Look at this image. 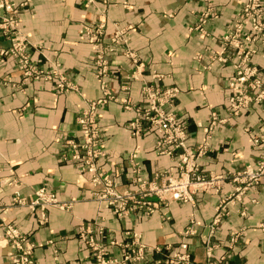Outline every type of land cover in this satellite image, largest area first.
I'll return each mask as SVG.
<instances>
[{"label": "crops", "instance_id": "obj_1", "mask_svg": "<svg viewBox=\"0 0 264 264\" xmlns=\"http://www.w3.org/2000/svg\"><path fill=\"white\" fill-rule=\"evenodd\" d=\"M240 2L27 0L21 6L18 27L29 38L34 62L44 69L59 65L77 89L58 91L51 81L24 79L11 55L0 60V264H9L12 250L5 238L8 223L34 244L36 264H95L76 229L96 217H102L105 227L118 239L125 237L127 229H135L142 233L143 241L161 245L176 244L192 217L196 232L187 237L191 257L205 263L203 237L220 203H224L225 213L211 236L217 244L214 258L227 252L229 264H264V174L246 189L232 179L245 165L254 166L260 156V149L251 145L250 131L264 130V105L243 109L213 131L206 151L199 156L201 171L207 177H217L210 187L195 191L193 203L171 199L151 214L132 211L116 216L110 206L94 198L96 187L88 180L89 174L80 173L77 162L60 157L67 149L66 139L79 137L77 113L88 99L99 95L93 60L96 48L81 36L83 23H101L103 43H108L115 30L127 32L125 46L130 55L122 49L109 55L108 85L118 100L143 103L140 88L146 81L179 88L174 109L186 118V142L195 147L204 140L200 124L207 121L209 112L215 108L226 114V77L232 71L231 61L223 63L211 55L220 47L217 37L225 32ZM208 5L216 10L206 23L209 34L188 29ZM3 13L0 6V15ZM9 43L0 31V47ZM255 46L252 61L262 66L261 47L258 43ZM98 114L106 134L102 162L112 171L119 190L133 186L124 159L127 151L137 148L143 176L148 179L174 162L173 156L156 152L153 130L140 136L130 134L127 123L134 111L120 101L101 105ZM156 181L162 182L160 178ZM41 185L55 191L58 199L45 207L44 222H40L39 205L30 208L13 201L15 189L29 199ZM62 201H72L71 206L60 207ZM233 232L239 236L231 242ZM160 255L162 251L150 256Z\"/></svg>", "mask_w": 264, "mask_h": 264}, {"label": "built area", "instance_id": "obj_2", "mask_svg": "<svg viewBox=\"0 0 264 264\" xmlns=\"http://www.w3.org/2000/svg\"><path fill=\"white\" fill-rule=\"evenodd\" d=\"M26 1L16 4L13 0H0V6L5 11L0 15V29L10 41L8 46L0 47V60H3L5 55H11L24 79L33 76L52 80L59 90L74 88L76 83H72L65 73L56 68V65L44 69L32 61L29 52L30 41L19 29L17 23L18 12ZM215 12L211 6H208L197 17L194 28L202 33H208L205 23ZM82 35L91 40L96 48L94 63L101 94L96 98H91L80 110L77 116L80 138L66 140L68 142L67 152H62L61 158L77 162L80 171L89 172V180L92 185L96 186L93 191L95 198L109 205L113 212L120 216L132 211L153 213L160 200L167 197L192 201L196 189L210 187L217 177H205L196 161L198 155L206 150L207 139L195 148L186 145V120L171 108L178 92L175 86L144 83L141 93L146 99L145 104H134L124 100V107L135 111L134 118L129 122L132 135H139L145 131L143 125V120H145L157 133L156 148L159 153L172 155L176 149L182 148L175 165L165 168L161 173L155 172L156 179L159 175H165V181L158 184L155 178L148 179L143 176L139 161L135 158L136 151H131L126 155L131 170L129 180L133 184L132 187L119 190L118 182L112 178V172L103 169L100 158L103 154L102 144L106 136L97 117V107L108 99L115 98L107 85L108 64L105 53L126 44L127 35L124 29L115 30L110 36V41L104 46H101L102 26L84 25ZM220 41L221 49L212 53L211 58L226 61L233 56V72L227 78L230 90L228 114L220 116L216 109L210 112L208 124L204 126L207 138L219 122L238 114L244 108L264 103V64L259 66L251 60L252 54L257 52L255 46L257 43L261 47L260 53L264 59V0H241L240 6ZM252 145L261 147L256 164L254 166L245 165L232 177L233 180L243 183L242 189L258 182L264 174V130L252 135ZM13 201L27 204L30 208L39 205L42 209L40 222L46 220L44 210L46 205L58 203L56 194L45 186L36 188L34 196L29 200L21 195L19 189H15ZM71 203L72 201H62L59 206L68 207ZM224 213L225 205L220 203L208 223V233L203 237L208 258L212 256L217 246L211 241V235L215 232ZM195 231L193 226L186 227L183 231V238L176 246L170 244L162 246L146 243L142 239V233L135 229L126 231L125 238L117 239L105 227L102 218L96 217L90 224L80 225L76 233L92 250V256L96 260L95 264H152V261L153 264H199L191 260L188 241L185 239ZM5 233L13 248L8 255L9 264H36L32 257L34 244L28 240L27 235L11 224L6 225ZM238 236L237 232H233L231 242L236 241ZM161 251L163 257L155 260L151 258L152 253ZM225 257V254L219 255L218 262L210 261L208 264H227Z\"/></svg>", "mask_w": 264, "mask_h": 264}, {"label": "rangeland", "instance_id": "obj_3", "mask_svg": "<svg viewBox=\"0 0 264 264\" xmlns=\"http://www.w3.org/2000/svg\"><path fill=\"white\" fill-rule=\"evenodd\" d=\"M24 1V0H23ZM22 1V2H23ZM88 1H90V0H88ZM21 2V1H20ZM20 2H15L16 4H19ZM26 3H27V1H26ZM25 3V4H26ZM241 3V2H240ZM25 4H23V5H25ZM208 6H211V5H208ZM207 6V7H208ZM240 6V5H239ZM206 7V8H207ZM212 7V6H211ZM3 8V7H2ZM205 8V9H206ZM213 8V7H212ZM4 9V8H3ZM205 9H203L202 11H204ZM214 9V8H213ZM238 9V8H237ZM215 10V9H214ZM202 11H200L199 12V14L202 12ZM216 11V10H215ZM237 11V10H236ZM236 11H235V13H236ZM5 12V11H4ZM216 13V12H215ZM215 13H213L212 15H210L209 16V18H208V20L210 19V18H212L214 15H215ZM199 14L197 15V17L199 16ZM2 15V14H1ZM235 15V14H234ZM234 17V16H233ZM232 17V18H233ZM208 20H207V22H208ZM197 21V18L195 19V21L193 22V23H191V25L188 27V29H193L194 28V24H195V22ZM206 22V23H207ZM17 23H18V15H17ZM206 23H205V27H206ZM230 24V23H229ZM84 25H92L93 27H97V26H99V27H101L102 26V24L101 23H83L82 24V29H83V26ZM228 27H229V25H228ZM228 27L226 28V30H225V32L227 31V29H228ZM122 29V28H121ZM194 29H197V28H194ZM198 31H199V29H197ZM0 31H1V29H0ZM126 31V30H125ZM2 32V31H1ZM102 32H103V30H102ZM200 32V31H199ZM224 32V33H225ZM200 33H202V32H200ZM224 33H222V35L224 34ZM3 34V33H2ZM26 34V33H25ZM203 34H206V35H208L209 33H203ZM4 35V34H3ZM126 35H127V32H126ZM222 35L219 37H217V40L220 42V47L217 49V50H215L214 52H217V51H219L220 49H221V47H222V43H221V41H220V39H221V37H222ZM27 36V35H26ZM81 36H83V37H85L84 35H82V31H81ZM211 36H213L212 34H211ZM5 37H6V35H5ZM28 38V37H27ZM86 39H88L87 37H85ZM28 40H29V38H28ZM89 40V39H88ZM90 42H91V40H89ZM109 41H110V38H109ZM108 41V42H109ZM106 43H103V38H102V43H101V46L103 45H105ZM126 44H122L121 45V47H119V48H117L116 50H114V51H108V52H106L105 54H106V58H107V64H108V74H107V85H108V78H109V76L111 75V71H110V65H109V55L111 54V53H116L119 49H122L123 50V52H125V53H127V54H129L130 55V52H127L126 50V46H125ZM256 45V44H255ZM96 51V50H95ZM213 52V53H214ZM254 54V53H253ZM252 54V55H253ZM261 54V53H260ZM31 55V54H30ZM6 56V55H5ZM262 56V55H261ZM233 56H230L226 61H222V60H219L218 58H213V59H217L218 61H220V62H223V63H225V62H227V61H231V65H232V71L227 75V77H226V87L229 89V87H228V85H227V78H228V76L233 72V63H232V61H233V58H232ZM4 59V58H3ZM31 59H32V57H31ZM262 59H263V57H262ZM93 60H94V58H93ZM251 60H252V56H251ZM14 61H15V59H14ZM32 61L34 62V60L32 59ZM254 62V61H253ZM35 63V62H34ZM36 64V63H35ZM257 64V63H256ZM263 64H264V59H263ZM37 65V64H36ZM258 65V64H257ZM15 66H16V63H15ZM16 68L19 70V68L16 66ZM56 68H58V69H60L63 73H65L66 74V72L59 66V65H56ZM49 69V68H48ZM20 71V70H19ZM20 73H21V71H20ZM94 73H95V76H96V65H95V63H94ZM22 75V74H21ZM23 76V75H22ZM66 76H67V74H66ZM31 77H33V76H31ZM97 77V76H96ZM28 78H30V77H28ZM35 78V77H34ZM67 78H68V76H67ZM42 79V78H41ZM69 79V78H68ZM97 79H98V77H97ZM43 80H45V79H43ZM46 81H51L53 84H54V86L56 87V84H55V82L54 81H52V80H46ZM73 83H75V82H73ZM144 83H158V84H160V85H163V86H170V85H164V84H161V83H159L158 81H150V82H144ZM143 83V84H144ZM142 84V85H143ZM142 85H141V87H142ZM171 86H175V87H177L176 85H171ZM108 88H109V90L112 92V90L110 89V87H109V85H108ZM56 89L58 90V91H66V90H59L57 87H56ZM69 89H77V84H76V86L74 87V88H69ZM69 89H67V90H69ZM98 89H99V95L101 94V90H100V87H99V79H98ZM177 89H178V92H179V88L177 87ZM178 92H177V94H178ZM113 94H114V97L115 98H111V99H108L106 102H104V103H102V104H100L98 107H97V117H98V120H99V123H100V118H99V114H98V108L101 106V105H104L105 103H107L108 101H111V100H117V101H120L121 102V104L123 105V107H124V100H126V101H129L130 103H134V104H145L146 103V99L144 98V96H143V94L141 93V88H140V93H141V96L143 97V99H144V102L143 103H135V102H133V101H131L130 99H128V98H124V99H119L118 100V97L115 95V93L114 92H112ZM177 94H176V96L174 97V100H173V103H172V109L175 111V109H174V102H175V98L177 97ZM229 94H230V90H229ZM98 95V96H99ZM97 96V97H98ZM94 98H96V97H94ZM93 99V98H92ZM90 99H88L87 101H86V104H87V102L89 101ZM228 101H229V95H228ZM85 104V105H86ZM84 105V106H85ZM228 105H229V102H228ZM254 105H264V103H262V104H254ZM253 105V106H254ZM83 106V107H84ZM250 107H252V106H250ZM250 107H248V108H250ZM125 108V107H124ZM248 108H244V109H248ZM82 109V108H81ZM80 109V110H81ZM126 109H129V108H126ZM131 109V108H130ZM80 110H79V112H80ZM131 110H133V109H131ZM212 110H215V108H213ZM211 110V111H212ZM217 110V109H216ZM243 110V109H242ZM241 110V111H242ZM134 111V110H133ZM210 111V112H211ZM241 111L238 113V114H236V115H232V116H230L229 117V119L231 118V117H234V116H237V115H239L240 113H241ZM79 112L77 113V115H76V126H77V130H78V125H77V116H78V114H79ZM210 112H209V114H208V118H207V121L205 122V123H202V124H200V126L202 127V130H203V133H204V135H205V137H204V140L201 142V143H199L198 145H200V144H203L204 143V141H206V139H207V144H206V148L208 147V141H209V139H210V137H211V135H212V133H213V131L215 130V128L219 125V124H222V123H225V122H227L229 119H227V120H225V121H223V122H219L218 124H216V126L214 127V129H213V131L211 132V135H210V137H208L207 138V133H206V131L204 130V126L205 125H207L208 124V119H209V116H210ZM175 113L177 114V115H179L176 111H175ZM217 113H218V115H220V116H226L227 114H228V106H227V109H226V114L225 115H221V114H219V112L217 111ZM134 116H135V111H134V115H133V117L128 121V128H129V131H130V127H129V122L134 118ZM180 116H182V115H180ZM183 117V116H182ZM184 118V117H183ZM185 120H186V118H184ZM101 124V123H100ZM102 125V124H101ZM143 125H144V127H145V131L144 132H142L141 134H139V135H132L131 134V132H130V134L132 135V136H140V135H142V134H144L146 131H148L149 129H151V130H153L154 132H155V135H156V139H157V133H156V131H155V129H153V128H151L150 127V125L148 124V122L147 121H145V120H143ZM186 125H187V137H188V124H187V120H186ZM103 127V126H102ZM103 129V131L105 132V129H104V127L102 128ZM248 130V129H247ZM78 133H79V130H78ZM250 133H251V145H252V135L254 134V133H256L255 131H250ZM105 136H106V134H105ZM187 137H186V140H187ZM80 138V133H79V137L78 138H72V139H79ZM71 139V138H70ZM105 139H106V137H105ZM156 139H155V150H156V152L158 153V154H166V155H168V156H173V159H175L174 160V162L173 163H171L170 165H168L167 167H165V168H168L169 166H171V165H175V163L178 161V153L180 152V151H182V148H179V149H176L175 150V152H174V154H172V155H170V154H167V153H159L158 151H157V148H156ZM66 140H68V139H66ZM186 140H185V142H186ZM105 141V140H104ZM68 142H66L65 141V146L67 147L68 146V144H67ZM104 143V142H103ZM186 145H188L187 144V142H186ZM189 147H192V148H195L194 146H190V145H188ZM197 147V146H196ZM252 147L253 148H259L260 150H261V147L260 146H253L252 145ZM64 152H67L65 149L63 150ZM131 151H136V159H137V156H138V153H137V148H134V149H132V150H129V151H127V153L125 154V156H124V159L127 161V163H128V165H129V161L127 160V158H126V155L129 153V152H131ZM206 151V150H205ZM204 151V152H205ZM102 153H103V144H102ZM202 154V153H201ZM200 154V155H201ZM200 155H198V157L196 158V161L198 162V164H199V167H200V163H199V156ZM102 156H103V154H102ZM102 156H101V158H100V162H101V165H102V167H103V169L105 170V171H111L110 169H107V168H105L104 167V165H103V162H102ZM61 157V156H60ZM62 159V158H61ZM63 160H65V159H63ZM138 160V159H137ZM139 161V160H138ZM257 162V161H256ZM139 165H140V163H139ZM140 167H141V165H140ZM78 169H79V167H77ZM164 168V169H165ZM243 168V167H242ZM164 169H161V170H157V171H155L156 173H161V172H163V170ZM141 170H142V168H141ZM200 170H201V168H200ZM114 171H116V169L114 170ZM131 171V170H130ZM143 171V170H142ZM79 172L80 173H82V172H87V171H80V169H79ZM112 172V171H111ZM88 174H89V177H90V173L89 172H87ZM156 173H154V178H155V174ZM201 173L205 176V177H207L204 173H203V171H201ZM175 174V173H174ZM89 177H88V180H89ZM129 177H130V175H129ZM210 177V176H209ZM113 179H114V177H112ZM158 178H160L161 179V181L162 182H164L165 181V175H159L158 176ZM158 178H157V180H158ZM115 180V179H114ZM90 181V180H89ZM116 181V180H115ZM118 182V181H117ZM157 182V181H156ZM162 182H160V183H162ZM91 183V182H90ZM158 183V182H157ZM160 183H158V184H160ZM92 184V183H91ZM41 186H45V185H41ZM94 186V185H93ZM40 187V186H39ZM46 187V186H45ZM94 187H96V186H94ZM38 188V187H37ZM49 191H51V192H54L55 193V191H52L51 189H49L48 187H46ZM95 189V188H94ZM94 189H93V191H94ZM198 189H205V188H198ZM198 189H196L195 191H197ZM36 190V189H35ZM92 191V192H93ZM21 193V192H20ZM195 193V192H194ZM56 194V193H55ZM13 195H14V193H13ZM22 195V194H21ZM194 195V194H193ZM34 196V195H33ZM32 196V197H33ZM93 196H94V198H95V194H94V192H93ZM31 197V198H32ZM26 198V197H25ZM27 199V198H26ZM30 199V198H29ZM29 199H27V200H29ZM96 199V198H95ZM194 199H195V197L193 198V200L192 201H181V200H177V199H173V200H176V201H181V202H191V203H193L194 202ZM97 200V199H96ZM171 199H170V197H167V198H163V199H161L160 200V202L158 203V205H157V207H156V209H158L159 207H160V205L161 204H164V205H166L169 201H170ZM98 201V200H97ZM67 202V201H66ZM100 202V201H99ZM19 204V203H18ZM52 204H54V203H52ZM47 205H49V204H47ZM47 205H46V207H47ZM71 206V205H70ZM70 206H68V207H70ZM109 206V205H108ZM63 208H67V207H63ZM155 209V210H156ZM113 211V210H112ZM114 213V212H113ZM140 213H144V212H142V211H140ZM115 214V213H114ZM145 214V213H144ZM151 214V213H150ZM116 216H120V215H118V214H116ZM102 218V217H101ZM8 224H11V225H13L12 223H8ZM194 224H195V220H194V218H190L189 219V221H188V223L186 224V226H185V228L186 227H189V226H193V228H195L194 227ZM7 225V224H6ZM6 225H5V227H6ZM80 225H82V224H79L78 225V227L80 226ZM13 226H15V225H13ZM16 227V226H15ZM77 227V228H78ZM17 228V227H16ZM18 229V228H17ZM76 231H77V229H76ZM126 231H131V229H127ZM126 231H125V235H126ZM21 232V231H20ZM196 232V231H195ZM21 233H24V232H21ZM194 234V233H193ZM193 234H190V235H188V236H191V235H193ZM182 235H183V233H182ZM213 235V234H212ZM211 235V236H212ZM78 236V235H77ZM188 236H186L185 237V239L187 240V237ZM5 238H6V240L8 241V242H10L11 243V241H10V239L9 238H7L6 237V233H5ZM79 238V237H78ZM125 238V237H124ZM183 238V237H182ZM80 239V238H79ZM118 239V238H117ZM123 239V238H122ZM179 241L180 240H178L177 241V243L176 244H174V245H171V246H176L178 243H179ZM188 241V240H187ZM211 241H212V237H211ZM203 242H204V240H203ZM213 242V241H212ZM147 243V242H146ZM86 244V243H85ZM148 244H150V243H148ZM154 244H160V243H154ZM166 245V244H165ZM165 245H162V246H165ZM11 246H12V243H11ZM87 246V245H86ZM188 246H189V242H188ZM88 247V246H87ZM13 249V248H12ZM215 249V248H214ZM89 250H90V253H91V255H92V250L89 248ZM204 250H205V256H206V262L205 263H201V262H198V261H196L194 258H192L191 257V260H193V261H195V262H197V263H199V264H208L210 261H212V262H218V259H219V257L218 258H214V253L212 254V256L210 257V258H208L207 257V254H206V249H205V243H204ZM189 251H190V249H189ZM213 252H214V250H213ZM222 254H225V262L227 263V264H229L228 262H227V252H223ZM222 254H220V256L222 255ZM190 255H191V252H190ZM164 255H160V256H158V257H156V258H154L153 260H155V259H157V258H161V257H163ZM93 257V259H94V261H96L95 260V258H94V256H92ZM223 261H224V259H223ZM154 262L152 261V264H153Z\"/></svg>", "mask_w": 264, "mask_h": 264}]
</instances>
